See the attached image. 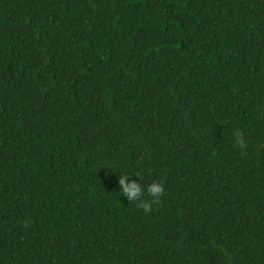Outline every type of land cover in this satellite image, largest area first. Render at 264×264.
I'll list each match as a JSON object with an SVG mask.
<instances>
[{"label":"trees","instance_id":"trees-1","mask_svg":"<svg viewBox=\"0 0 264 264\" xmlns=\"http://www.w3.org/2000/svg\"><path fill=\"white\" fill-rule=\"evenodd\" d=\"M0 264H264V0H0Z\"/></svg>","mask_w":264,"mask_h":264},{"label":"clouds","instance_id":"clouds-1","mask_svg":"<svg viewBox=\"0 0 264 264\" xmlns=\"http://www.w3.org/2000/svg\"><path fill=\"white\" fill-rule=\"evenodd\" d=\"M232 138L236 146L244 147L245 141L239 130L232 131ZM133 174L136 179L131 178ZM117 184L121 196L125 197L128 202L142 208L145 213L149 212L151 207L159 202L164 192L163 184L155 179L151 183L144 184L140 172H120L117 176Z\"/></svg>","mask_w":264,"mask_h":264}]
</instances>
